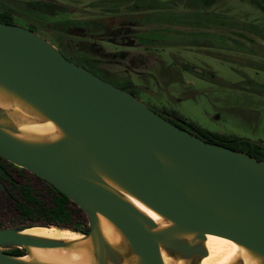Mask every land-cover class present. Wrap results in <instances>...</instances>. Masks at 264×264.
Returning <instances> with one entry per match:
<instances>
[{
	"label": "water",
	"instance_id": "95a60500",
	"mask_svg": "<svg viewBox=\"0 0 264 264\" xmlns=\"http://www.w3.org/2000/svg\"><path fill=\"white\" fill-rule=\"evenodd\" d=\"M0 97L60 131L52 141L24 137L8 120L20 114L0 106V156L84 211L89 230L82 234L90 238L95 264L123 262L104 239L98 214L121 233L134 264H164L161 249L196 264L207 255V234L264 262L263 161L171 123L131 92L69 60L36 31L1 21ZM123 193L174 225L140 212ZM31 227L57 228H0V264H39L20 259L29 246L67 245L22 233Z\"/></svg>",
	"mask_w": 264,
	"mask_h": 264
},
{
	"label": "trees",
	"instance_id": "16d2710c",
	"mask_svg": "<svg viewBox=\"0 0 264 264\" xmlns=\"http://www.w3.org/2000/svg\"><path fill=\"white\" fill-rule=\"evenodd\" d=\"M249 1L256 9L264 13V0ZM213 5H217V2H210V0H135L128 4L127 11L122 14H118L120 6H117L110 17L69 18L50 23L47 26L64 35L67 54L62 53L67 58L78 57L79 63L103 79L105 77L103 72L97 69V61L104 59L120 60L121 66L137 72L136 69L144 66L148 60L141 54L131 53L129 50L108 51L102 43L123 48L144 47L147 49L149 47L181 45L205 48L208 54L219 60L264 71V46H262L264 43V23H249L243 14L234 15L230 13V10H219L213 8ZM31 8L49 14L68 12V8L63 4L45 1L32 3ZM153 16L157 17L158 22H164L165 32H172L176 25H184L192 30L182 32L183 34H180L176 40L156 37L152 34L150 37L145 32L143 33L140 27L153 20ZM12 20L9 11L0 10L1 22L12 23ZM31 21L34 20L31 19ZM28 27L35 31L37 28L33 22H29ZM229 31L235 33L233 36H236L230 37ZM248 44L259 46V52L249 49ZM243 55L245 57H242ZM248 55L258 57L260 60L251 59ZM182 69L203 79L215 78L213 73L207 76L205 69H197L195 65L190 63H183ZM114 84L134 95L136 94L135 84L130 80L121 84ZM170 113L173 117L165 116V119L201 139L243 151L264 162V148L260 144L240 136L209 131L173 110ZM12 169L24 170L0 156V192L16 211L17 218L15 221L17 224L34 223L33 221L40 220V224L37 225L55 226L61 231H69L62 229H71L72 231L87 233L89 226L86 214L67 196L42 180L47 185V194L44 197L41 192L35 191L28 182L22 183L13 180L11 178ZM9 253L22 255L25 252L23 249L14 248L9 250Z\"/></svg>",
	"mask_w": 264,
	"mask_h": 264
},
{
	"label": "rangeland",
	"instance_id": "374dc122",
	"mask_svg": "<svg viewBox=\"0 0 264 264\" xmlns=\"http://www.w3.org/2000/svg\"><path fill=\"white\" fill-rule=\"evenodd\" d=\"M40 1L63 4L68 8V12L49 14L31 8L32 3ZM133 1L135 0H0V10L11 13L13 24L29 28V22L35 23L38 34L67 54L64 35L57 30H51L48 24L69 18L110 17L117 6H120L118 14H122L127 11L128 4ZM210 2H217L213 8L230 10V13L234 15L243 14L249 23H264V13L247 0H210ZM158 21L157 17L153 16V20L140 27V30L150 37L152 34V36L174 40L179 38L180 34L192 30L184 25H176L172 32H165L164 22ZM233 34L235 33L229 31L230 37L236 36ZM102 44L108 51L129 50L131 53L141 54L148 60L144 66L136 69L137 72L121 66L120 60L97 61V69L103 72L104 80L112 84H121L130 80L135 84V96L148 106H152L153 110L155 109L164 118L165 116L172 118L170 111L173 110L209 131L240 136L264 148V71L219 60L208 54L205 48L181 45L145 49L144 47L123 48ZM248 48L256 52L260 50V47L255 44L254 46L248 44ZM248 57L260 60L255 56L248 55ZM69 60L83 66L76 56ZM183 63L193 64L197 69H205L207 76L213 73L215 78L203 79L185 71L182 69ZM11 175L13 180L28 182L35 191L41 192L46 197L47 185L41 178L25 169H12ZM16 218L17 213L13 206L0 192L1 228L37 225L41 222L35 220L34 223L27 221L28 223L25 224H17ZM62 230L72 231L71 229ZM72 232L82 234L78 231ZM11 249L14 248H6L4 251L9 252Z\"/></svg>",
	"mask_w": 264,
	"mask_h": 264
},
{
	"label": "bare ground",
	"instance_id": "6f19581e",
	"mask_svg": "<svg viewBox=\"0 0 264 264\" xmlns=\"http://www.w3.org/2000/svg\"><path fill=\"white\" fill-rule=\"evenodd\" d=\"M0 106L20 114V116L10 114L8 120L24 137L52 141L61 135L58 128L50 120L36 116L21 104L0 97ZM123 197L153 220L170 226L174 225L132 196L123 193ZM97 218L100 231L108 245L123 256L121 264H134V256L130 253L128 245L118 229L102 215L98 214ZM22 233L64 240L67 245L55 248L29 246L28 252L20 257L21 260L39 264H95L90 238L83 234L61 231L54 227H31ZM203 246L207 255L198 259L196 264H264L261 259L251 254L244 247L223 237L207 234ZM161 256L164 264H190L187 260L170 256L162 249Z\"/></svg>",
	"mask_w": 264,
	"mask_h": 264
},
{
	"label": "flooded vegetation",
	"instance_id": "af4514ba",
	"mask_svg": "<svg viewBox=\"0 0 264 264\" xmlns=\"http://www.w3.org/2000/svg\"><path fill=\"white\" fill-rule=\"evenodd\" d=\"M249 3H250V1L249 0H247ZM151 108L153 109V107L151 106ZM154 111H155V109H154ZM156 112V111H155ZM88 232V231H87Z\"/></svg>",
	"mask_w": 264,
	"mask_h": 264
}]
</instances>
